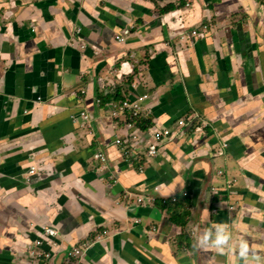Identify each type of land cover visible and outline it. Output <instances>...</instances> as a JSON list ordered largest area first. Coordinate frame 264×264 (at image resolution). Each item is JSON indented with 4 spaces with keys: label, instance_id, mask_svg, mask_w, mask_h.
I'll return each mask as SVG.
<instances>
[{
    "label": "crops",
    "instance_id": "crops-1",
    "mask_svg": "<svg viewBox=\"0 0 264 264\" xmlns=\"http://www.w3.org/2000/svg\"><path fill=\"white\" fill-rule=\"evenodd\" d=\"M73 2L0 0V264H264V0ZM119 92L148 96L133 166ZM186 195V227L138 201Z\"/></svg>",
    "mask_w": 264,
    "mask_h": 264
},
{
    "label": "built area",
    "instance_id": "built-area-1",
    "mask_svg": "<svg viewBox=\"0 0 264 264\" xmlns=\"http://www.w3.org/2000/svg\"><path fill=\"white\" fill-rule=\"evenodd\" d=\"M131 28L123 30L119 35L115 37V40L118 43L124 42V40L131 36ZM148 99L147 95H143L138 97L136 100H130L126 99L122 102L113 101L109 104L111 114L113 117H115L117 120L124 121L125 127L127 129H130L132 131V140L128 141V143H122L121 149L124 156V163L128 166L135 165V161L137 160L135 155V146L134 143H136L140 138L139 135V128L132 122V120L140 119L142 118V104ZM100 102V101H99ZM128 116L131 117V120L127 122ZM81 117H83L85 120H89L90 116L86 114L85 112L81 113ZM178 129L175 131H171L169 129L164 131L163 139H167L162 142H158V144H147L144 148L146 154L148 157L156 158L160 151L159 149L166 143V142H175L178 140H182L187 133V129L189 127V124L185 122V120L178 121ZM185 134V136H184ZM184 136V137H183ZM161 143V145H160ZM146 156V157H147ZM96 159H98L103 165H107V156L103 152H97L95 155ZM142 171V168H139ZM175 200V198L173 199ZM139 203L144 204L146 201L150 204H155L156 199L154 197H147V198H139ZM227 209L229 211H233V206L231 204H227ZM228 229H223L221 227H215L214 228V234L216 235L217 232L219 235L224 234ZM47 235L50 237H56L58 233L54 231L53 229H48L46 231ZM195 233V232H194ZM208 233V232H207ZM206 233V235H207ZM196 235V234H194ZM36 245L40 247L42 245L41 242H37ZM83 254V249L75 248L71 252H69L68 258L70 260H74V264H79L80 257ZM37 256L39 258H46L50 259L51 255L49 253H37ZM77 262V263H76Z\"/></svg>",
    "mask_w": 264,
    "mask_h": 264
},
{
    "label": "trees",
    "instance_id": "trees-1",
    "mask_svg": "<svg viewBox=\"0 0 264 264\" xmlns=\"http://www.w3.org/2000/svg\"><path fill=\"white\" fill-rule=\"evenodd\" d=\"M132 66L134 67V71H136V66H135L134 62H132ZM124 100L125 99L123 97H121L120 92H119V94H115V99L112 97H106V98L100 99V101L103 105L110 104L113 101L122 102ZM141 119L142 118L135 119V120H132V122L139 129H141V130L143 129L144 131L151 127V124L149 121H145V120L142 121ZM130 120H131V117L128 116L127 122ZM119 124L120 125L124 124V121L119 120ZM191 201H192L191 196L186 195V196L175 198V200H173L171 198L159 199V200H157L156 205L161 210L166 211L168 217L170 218V220H172V222L176 226L186 227L187 222H188L187 218L189 217V211L187 210V207H190Z\"/></svg>",
    "mask_w": 264,
    "mask_h": 264
},
{
    "label": "water",
    "instance_id": "water-1",
    "mask_svg": "<svg viewBox=\"0 0 264 264\" xmlns=\"http://www.w3.org/2000/svg\"><path fill=\"white\" fill-rule=\"evenodd\" d=\"M81 1L83 2L84 0H78V3L81 2ZM85 1H86V0H85ZM82 2H81V3H82ZM81 3H80V4H81ZM73 4H76L75 7H76V6L78 7V5H77L76 2H75V3L73 2ZM80 4H79V7L81 6ZM79 7H78V8H79ZM77 10H79V9H77ZM166 39H167V38H166ZM126 48H128V47H126ZM184 136H185V134H184ZM184 136H183V137H184ZM217 155L219 156V153H217ZM172 197H175V196H172ZM202 230H203V228L197 229V238H199V239H200V238H203L205 241H208L209 244H213V240H212V239H209V237H206V234H205V236L201 235ZM212 230H214V229H212ZM230 257H231V256H230ZM226 264H230V263H229V260H227Z\"/></svg>",
    "mask_w": 264,
    "mask_h": 264
},
{
    "label": "rangeland",
    "instance_id": "rangeland-1",
    "mask_svg": "<svg viewBox=\"0 0 264 264\" xmlns=\"http://www.w3.org/2000/svg\"><path fill=\"white\" fill-rule=\"evenodd\" d=\"M207 232H212V230H210L209 227H205V228L203 227V230H202V232H201V235L205 236V234H206Z\"/></svg>",
    "mask_w": 264,
    "mask_h": 264
},
{
    "label": "clouds",
    "instance_id": "clouds-1",
    "mask_svg": "<svg viewBox=\"0 0 264 264\" xmlns=\"http://www.w3.org/2000/svg\"><path fill=\"white\" fill-rule=\"evenodd\" d=\"M241 250H242V252L247 251L246 245L242 244L241 245Z\"/></svg>",
    "mask_w": 264,
    "mask_h": 264
}]
</instances>
